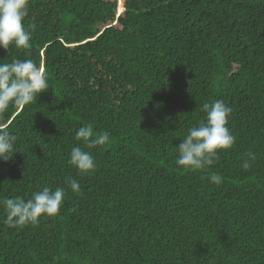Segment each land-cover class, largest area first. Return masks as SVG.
Wrapping results in <instances>:
<instances>
[{
    "label": "trees",
    "instance_id": "16d2710c",
    "mask_svg": "<svg viewBox=\"0 0 264 264\" xmlns=\"http://www.w3.org/2000/svg\"><path fill=\"white\" fill-rule=\"evenodd\" d=\"M24 23L31 49L0 62L31 59L50 87L0 114L20 151L0 160V264H264V0H29ZM215 100L235 144L177 165ZM88 124L110 142L80 175L68 160ZM45 186L65 189L59 214L9 227L2 201Z\"/></svg>",
    "mask_w": 264,
    "mask_h": 264
},
{
    "label": "clouds",
    "instance_id": "9594fccd",
    "mask_svg": "<svg viewBox=\"0 0 264 264\" xmlns=\"http://www.w3.org/2000/svg\"><path fill=\"white\" fill-rule=\"evenodd\" d=\"M29 0H0V47L5 50L31 49L32 33L25 26ZM47 73L42 66L31 59H13L10 63L0 62V114L5 113L10 104L24 107L36 101L41 93L49 89ZM202 110L206 114L197 126H193L176 146L177 165L188 170H199L213 165L219 150L231 149L236 137L228 127L232 108L223 100L204 103ZM75 140L83 144L73 147L68 163L77 169L80 175L94 172L97 163L90 151L110 142V133H96L92 125L80 126L75 132ZM18 151L17 136L6 128H0V160L9 161ZM243 160L242 168L251 167L255 154L249 152ZM212 182L220 184L222 176L212 174ZM68 187L79 194L82 189L78 180L67 178ZM66 191L63 187H43L25 200L22 197L5 198L2 203L6 213L5 223L12 228L37 225L42 215L56 216L64 203Z\"/></svg>",
    "mask_w": 264,
    "mask_h": 264
}]
</instances>
